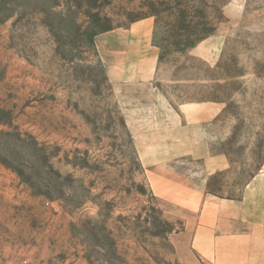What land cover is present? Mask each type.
Wrapping results in <instances>:
<instances>
[{
	"label": "rangeland",
	"instance_id": "rangeland-1",
	"mask_svg": "<svg viewBox=\"0 0 264 264\" xmlns=\"http://www.w3.org/2000/svg\"><path fill=\"white\" fill-rule=\"evenodd\" d=\"M141 22L156 73L116 84ZM160 99L198 106L206 155L141 159ZM263 169L264 0H0V264H214L193 201Z\"/></svg>",
	"mask_w": 264,
	"mask_h": 264
},
{
	"label": "crops",
	"instance_id": "crops-1",
	"mask_svg": "<svg viewBox=\"0 0 264 264\" xmlns=\"http://www.w3.org/2000/svg\"><path fill=\"white\" fill-rule=\"evenodd\" d=\"M149 22L132 27L125 44H117L118 62H113L109 76L116 84L147 82L156 73L158 50L150 42ZM165 117L171 124L156 127L137 142L141 159L148 165L161 164L180 155L203 157L206 146L198 106L176 109L160 99ZM166 104V105H165ZM198 112V113H197ZM184 113V114H183ZM190 121L183 122V117ZM156 115V121L163 118ZM200 211L195 225H188L191 246L214 264H264V169L245 188L240 199L204 197L194 200Z\"/></svg>",
	"mask_w": 264,
	"mask_h": 264
}]
</instances>
